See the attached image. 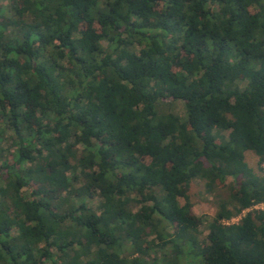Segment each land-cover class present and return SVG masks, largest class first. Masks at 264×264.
I'll return each mask as SVG.
<instances>
[{"label": "trees", "instance_id": "1", "mask_svg": "<svg viewBox=\"0 0 264 264\" xmlns=\"http://www.w3.org/2000/svg\"><path fill=\"white\" fill-rule=\"evenodd\" d=\"M10 2L0 264H264V0Z\"/></svg>", "mask_w": 264, "mask_h": 264}, {"label": "rangeland", "instance_id": "2", "mask_svg": "<svg viewBox=\"0 0 264 264\" xmlns=\"http://www.w3.org/2000/svg\"><path fill=\"white\" fill-rule=\"evenodd\" d=\"M0 3L3 6H5V8L8 9L10 7L11 2L10 0H1ZM171 101H172L171 105L163 106V109L164 107L168 110L171 109L172 111L177 113L181 119H185L187 113H186V106L184 104V101L181 99H174V98L173 99L171 98ZM224 135L226 136V133ZM7 145L8 143L6 142L3 144L4 147H6ZM245 161L249 164V166H251L255 170L257 169V156L252 151L245 152ZM262 165L264 168V162ZM230 181H231V178L228 177V179L226 180V183H229ZM32 185L33 187L25 188L23 190V194L24 196H26V198H30L31 189H34L38 186L37 183L32 184ZM188 194L192 202L193 213L199 218L204 217V219L202 220L203 222L199 225V237L202 239L205 237L206 232H207L206 226H207L208 220L211 217H213L215 213L219 210L218 200L214 193H209L205 191L203 182L198 179H195L190 183ZM216 194L222 195V197H226L227 191L226 189L217 190ZM98 201H99L98 197L94 196L92 199H88L86 203L88 206L95 208ZM179 201L183 203L184 199L180 197ZM263 206H264V203L256 207H263ZM239 217L240 216L233 217L231 220H228V222L229 221L236 222L238 221ZM15 232L16 231L13 229L12 233H15ZM151 254L153 255V253Z\"/></svg>", "mask_w": 264, "mask_h": 264}]
</instances>
